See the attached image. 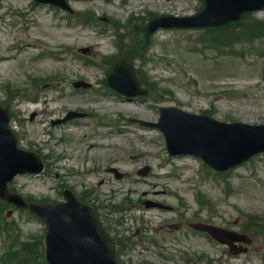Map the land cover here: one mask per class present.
I'll use <instances>...</instances> for the list:
<instances>
[{
  "label": "rangeland",
  "instance_id": "rangeland-1",
  "mask_svg": "<svg viewBox=\"0 0 264 264\" xmlns=\"http://www.w3.org/2000/svg\"><path fill=\"white\" fill-rule=\"evenodd\" d=\"M140 1L145 3L140 5ZM70 6L75 13L91 10L96 16L119 20L125 27L133 18L142 20L153 13L188 14L198 8L194 0L191 3L179 0H70ZM256 16L264 18V12ZM40 21L43 25L38 23ZM109 22L97 20L86 24L85 19L81 23L55 6L34 4L33 0H0V100L5 97L4 84L21 89L17 94L20 96H15L9 106L14 113V124L23 146L39 150L50 162L44 174L19 176L10 188L24 197L58 200L63 183L76 190H82L84 187L80 185H85L88 189L93 188L102 202L128 200L126 206L136 210L135 206L143 208L140 203L143 197L173 202L178 206L175 213L150 209L145 215L149 226L146 235L154 236L162 244L147 256L149 263L161 264L160 254H166L172 258L166 264H264V230L253 235L256 241L246 253L232 256L226 247L200 233H193L186 224L187 220L208 216L223 227L236 230L242 227L255 234L257 225H264V155L224 174L210 172L191 155L169 157L160 131L130 121L131 118L156 121L158 106L172 104L192 112H211L223 121L264 123V58L259 53L256 55L257 52L264 54V37L254 46L234 43L235 51L231 46L227 47L228 44L203 51L193 49L201 31L179 32L182 36L175 31L159 32L146 55L152 57L153 68L150 64L147 67L159 71L154 73V79L163 76L160 86L171 92L165 93L160 101L146 99L134 103L121 101L102 82L107 67L102 56H114L118 52L114 43L117 37ZM42 28L47 32L41 31ZM119 39L121 42L129 40L128 36ZM82 46L90 47L88 55L78 51ZM174 47L178 49L174 50ZM36 49L39 54L52 59L41 62L37 57H29L25 61L27 53ZM81 56H90L92 61ZM165 56L169 61L168 70L160 72L166 68L165 63L154 61ZM35 76L42 82L36 90L30 81ZM74 79L92 82V89H73L71 80ZM69 109L82 110L87 115L62 124H51ZM31 112H36L33 121L28 120ZM99 115L103 116L106 125L121 133L117 134L116 129L109 135L97 132L95 118ZM90 127L94 133L90 132ZM67 129H77L88 135L83 138L82 133H76L80 139L76 144L80 154L72 153L71 159L64 156L74 147L69 142L62 144L55 140L59 134L65 135ZM42 131L45 133L41 135ZM106 136H122L117 137L122 144L108 147V154L103 158L94 157V154L90 157L88 153H95L96 148L91 151L89 143ZM145 164L151 167L148 176L134 174L135 169ZM112 165L127 173L123 181L116 182V178L107 172L105 167ZM69 169L72 171L67 172ZM114 186L124 195L118 193L107 200L109 197L104 195ZM129 187L137 189L127 193ZM197 192L205 200L201 209L196 200ZM170 193L177 194L180 201ZM9 209L12 213L8 215ZM3 213L6 225L11 226L15 221L20 226L21 239L32 240L43 233L44 224L28 217L27 212L6 207ZM112 214V221L120 217V213ZM134 219L141 223L140 219ZM134 219H122L123 226L109 229L116 232L115 235L125 236L126 232L119 231L126 227L135 230L139 226ZM167 222L176 224L177 228L168 226ZM139 235L140 231L129 237L134 243ZM2 240L0 234V256L6 254L7 241ZM132 259L137 262L140 257L133 256Z\"/></svg>",
  "mask_w": 264,
  "mask_h": 264
},
{
  "label": "water",
  "instance_id": "water-1",
  "mask_svg": "<svg viewBox=\"0 0 264 264\" xmlns=\"http://www.w3.org/2000/svg\"><path fill=\"white\" fill-rule=\"evenodd\" d=\"M55 2V0H47ZM256 9H264V0H203L202 11L194 18L198 21L191 24V26L213 24L219 27H226L236 23H242L249 20V12ZM151 25V23H150ZM189 25V24H188ZM150 27V26H149ZM144 31L145 44L142 46L144 49L152 28ZM139 38L138 36L136 37ZM135 53H142V50H138L135 46H131L123 51L122 58L117 62L109 75V84H111L118 91L127 93H139L141 92L139 82L135 79L131 69L130 59ZM170 116V118H169ZM180 113L176 109L161 108V117L157 125H159L164 131L167 146L171 144L173 138H177L179 141H183L187 138L194 141V145L190 146L189 151L201 155L210 164L218 169H226L237 163H240L249 157L264 151V143L259 137V131L256 133V140L248 138L242 140L244 134L240 133L233 145L230 142L232 138L223 140L216 139L214 134L213 125L216 124L213 120L203 116H189L194 121L181 122L182 124L174 123L172 119L180 120L178 117ZM202 122V125L198 123ZM168 122V128H167ZM231 129H235V132H240L247 126L237 123H232L226 126ZM236 136L233 137L235 139ZM43 167L41 158L33 151L23 150L18 147V137L8 128L7 116L0 110V194L5 195L6 183L12 179L16 173L25 171H39ZM67 203L58 204L54 206H36L32 209L41 214L50 227L49 235H53L56 228L58 232L56 234L63 237L61 240L53 244L49 249V258L54 261H60L63 258V251L68 250L71 245L74 246H89L87 239L83 232L84 226L78 227V224L82 221L85 222L90 231L88 234L93 240L92 234H95L96 238L101 239L105 237V234L100 227L96 217L91 212H88V208L83 207L72 193H67ZM16 203H20V199L17 197H10ZM81 206V207H80ZM73 209L76 210L73 212ZM65 215H68L66 217ZM75 216H80L76 218ZM76 236V237H75ZM83 238V239H82ZM84 241V242H83ZM106 248L99 247L91 255V262L88 264H118L115 258L114 244H106ZM90 246L88 254L90 253ZM81 253H70L67 255L64 263L59 264H71L76 263Z\"/></svg>",
  "mask_w": 264,
  "mask_h": 264
},
{
  "label": "bare ground",
  "instance_id": "bare-ground-1",
  "mask_svg": "<svg viewBox=\"0 0 264 264\" xmlns=\"http://www.w3.org/2000/svg\"><path fill=\"white\" fill-rule=\"evenodd\" d=\"M45 31V32H47V30L46 29H41V31ZM118 136H116V137H114V138H110V137H108V136H106V137H104V138H101L99 141H96V142H92L91 143V147L92 148H96V152L95 153H97V155L98 156H104V155H106V154H108V150H109V148H108V144L110 145V146H114L115 144H118V143H120V140H119V138H117ZM216 139L217 140H220V137L219 136H217L216 137ZM92 151V150H91ZM91 153H93V152H91ZM133 189H135V188H131V189H127L129 192H132L133 191Z\"/></svg>",
  "mask_w": 264,
  "mask_h": 264
}]
</instances>
